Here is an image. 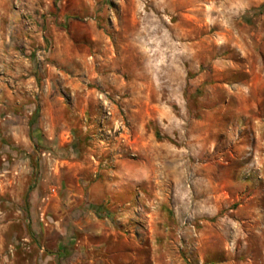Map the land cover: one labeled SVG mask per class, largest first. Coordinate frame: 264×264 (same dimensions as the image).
I'll use <instances>...</instances> for the list:
<instances>
[{"label":"rangeland","instance_id":"rangeland-1","mask_svg":"<svg viewBox=\"0 0 264 264\" xmlns=\"http://www.w3.org/2000/svg\"><path fill=\"white\" fill-rule=\"evenodd\" d=\"M51 27L104 79L58 141L24 84ZM0 78V264H264V0H0Z\"/></svg>","mask_w":264,"mask_h":264},{"label":"crops","instance_id":"crops-1","mask_svg":"<svg viewBox=\"0 0 264 264\" xmlns=\"http://www.w3.org/2000/svg\"><path fill=\"white\" fill-rule=\"evenodd\" d=\"M33 36L37 38V43L44 42L43 37H41V40L39 39L40 33L38 31ZM74 36L76 35H73L72 30H60L59 28L54 30L51 27L48 29L47 42L50 48L46 52V64L39 70L34 57L25 58V61H27L25 71L27 78L24 84L27 96H35L40 100L39 128L43 132H47L46 135L49 139L53 138L57 141L62 138H70V133L74 127L81 130L86 128L84 122L77 118L81 113L97 117L96 103L90 97L86 83L96 79L99 81L104 80L103 76L93 71L85 52L79 49L78 45H82L84 41L75 39L77 36ZM96 37L98 35L92 36L91 39L95 40ZM96 46L99 47L98 49L101 52L95 54V56L103 61L98 65L104 64L107 60L106 46H100L99 44H96ZM100 47H103V49ZM15 65L11 64L10 67L13 68ZM5 89L8 90L7 87ZM61 90L68 96L80 97L79 103H73L71 106L60 105V107L58 100L60 99ZM2 91L3 88L0 86V95ZM59 110H65V114L60 115ZM88 128L95 129L98 128V125L93 124ZM120 175L122 176L124 173H118V176Z\"/></svg>","mask_w":264,"mask_h":264},{"label":"built area","instance_id":"built-area-1","mask_svg":"<svg viewBox=\"0 0 264 264\" xmlns=\"http://www.w3.org/2000/svg\"><path fill=\"white\" fill-rule=\"evenodd\" d=\"M45 52L38 51L36 53L37 61H43ZM98 103L100 110V118L98 121V136L101 143H111L117 140L124 132V123L121 119L113 116V101L108 98L107 93L98 95Z\"/></svg>","mask_w":264,"mask_h":264},{"label":"trees","instance_id":"trees-1","mask_svg":"<svg viewBox=\"0 0 264 264\" xmlns=\"http://www.w3.org/2000/svg\"><path fill=\"white\" fill-rule=\"evenodd\" d=\"M65 250V249H62V251Z\"/></svg>","mask_w":264,"mask_h":264}]
</instances>
